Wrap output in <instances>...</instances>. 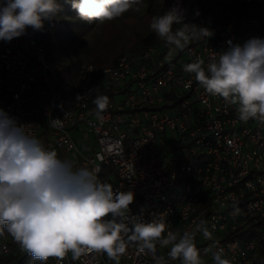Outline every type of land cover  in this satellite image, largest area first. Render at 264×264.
Here are the masks:
<instances>
[{
    "label": "built area",
    "instance_id": "built-area-1",
    "mask_svg": "<svg viewBox=\"0 0 264 264\" xmlns=\"http://www.w3.org/2000/svg\"><path fill=\"white\" fill-rule=\"evenodd\" d=\"M176 2L168 0V9ZM179 3L185 23L213 35L193 39L183 50H170L157 39L121 52L110 67L82 62L69 77L45 45L48 20L39 31L28 28L11 41L0 40V109L31 126L61 158L98 169V179L114 190L133 191L131 212L143 209L145 222L163 215L168 229L182 234L204 220L211 239L195 235L202 264H213L204 251L213 242L231 264H264V122L241 121L237 105L207 94L183 70L198 58L206 67L229 41L264 39V21L248 17L237 24L214 0ZM96 88L109 98L103 120L94 114ZM56 119L60 123L53 126ZM169 251L159 244L151 252L130 245L119 264H180ZM0 253L10 258L27 252L5 231ZM63 264L115 261L106 253L85 252L75 261L69 253Z\"/></svg>",
    "mask_w": 264,
    "mask_h": 264
},
{
    "label": "clouds",
    "instance_id": "clouds-1",
    "mask_svg": "<svg viewBox=\"0 0 264 264\" xmlns=\"http://www.w3.org/2000/svg\"><path fill=\"white\" fill-rule=\"evenodd\" d=\"M140 0H72L81 20L91 24L121 17ZM57 0H0V40L11 41L28 28L39 31L44 21L59 11ZM199 15V12L196 13ZM179 0L162 15L153 16L150 29L170 50H183L191 40L213 35L207 27L185 23ZM174 25L180 28L174 29ZM213 57L205 67L203 59L184 65L198 85L211 96L237 105L238 117L247 122H264V39L253 37ZM91 91V90H90ZM94 114L103 120L109 98L95 89ZM87 94V93H86ZM83 96L78 95L77 100ZM52 125L60 120H52ZM98 169L77 167L69 158L45 146L32 134L31 126L0 109V236L6 231L20 249L46 264L50 257L63 264L71 253L73 261L85 252H102L119 264L126 248L136 245L141 252L156 245L170 246L168 257L180 264H202L195 243L196 233L206 239L211 233L200 220L192 231H171L163 215L145 222L143 209L131 212L135 193L113 188L97 177ZM238 213L239 208H234ZM205 253L213 264H231L225 250L213 242Z\"/></svg>",
    "mask_w": 264,
    "mask_h": 264
},
{
    "label": "rangeland",
    "instance_id": "rangeland-1",
    "mask_svg": "<svg viewBox=\"0 0 264 264\" xmlns=\"http://www.w3.org/2000/svg\"><path fill=\"white\" fill-rule=\"evenodd\" d=\"M214 1L224 6L219 0ZM138 6L139 11L132 9L114 20L103 23L94 21L91 24L81 20L78 15L58 12L59 22L49 25L46 43L61 73L70 76L77 70L73 67L80 62L102 59L115 61V54L130 41L135 29L146 27L151 31V18L162 15L165 4L162 0H140ZM258 18L264 21V17ZM156 39L159 38L156 36Z\"/></svg>",
    "mask_w": 264,
    "mask_h": 264
},
{
    "label": "trees",
    "instance_id": "trees-1",
    "mask_svg": "<svg viewBox=\"0 0 264 264\" xmlns=\"http://www.w3.org/2000/svg\"><path fill=\"white\" fill-rule=\"evenodd\" d=\"M162 1L165 4V8L162 12L163 14L167 8L168 0H162ZM219 1L223 3L224 5L222 7L224 13L230 19L235 20L237 24L248 17H258V16L264 17V0H243L242 2L236 1V0H233L232 2H229L228 0H219ZM71 2L72 0H57V3L60 5L58 12H61V13L66 12L71 15L73 14L78 15L76 10H74L71 7ZM58 12L55 14V16L52 19L48 20V25L53 24L55 22H59L58 16H57ZM48 31H49V28H48ZM47 35H48V32L45 36L44 41H45V45L48 50L49 49L48 44L46 43ZM156 40H157L156 35L152 30L150 31L146 27L135 29L130 41L121 48V51L118 54H115V58H117V56L121 52L125 51L126 49L130 51H134L140 45L142 46L149 45V44L154 43ZM49 55L51 56L50 53ZM88 62L94 63L97 69H103V68L112 66L114 64L113 62L115 61L109 60V59H102L98 61H88ZM79 64L74 66L73 69L76 70ZM0 264H41V262L37 259H33L28 253L21 254L18 256H13L10 258L0 253ZM46 264H52V260L47 261Z\"/></svg>",
    "mask_w": 264,
    "mask_h": 264
}]
</instances>
